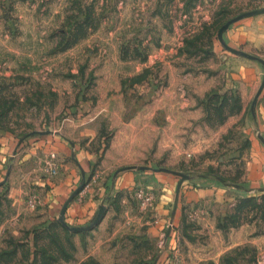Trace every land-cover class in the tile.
<instances>
[{"label":"rangeland","instance_id":"374dc122","mask_svg":"<svg viewBox=\"0 0 264 264\" xmlns=\"http://www.w3.org/2000/svg\"><path fill=\"white\" fill-rule=\"evenodd\" d=\"M259 7L264 0H0V138L13 140L14 152L33 151L0 167V264H264V242L249 241L264 230V187L252 185L250 166L258 161H251L245 124L264 80V51L247 52L244 41L226 37L256 15L222 34L255 59L229 52L218 38L226 21ZM228 58L259 66L251 97L218 94ZM240 107L241 118L211 139L218 147L182 151L178 170L149 166L150 175L134 184L109 183L100 202L91 196L87 220L61 214L73 191L69 203L88 181L95 188L101 181L82 170L59 206L43 200L67 160L52 146L57 140H90L99 150L120 145L141 116L150 129L177 125L174 140L200 142ZM161 167L187 177L154 170ZM203 186L210 192L190 194ZM241 227L243 241L235 244L229 234Z\"/></svg>","mask_w":264,"mask_h":264},{"label":"crops","instance_id":"0c3cea01","mask_svg":"<svg viewBox=\"0 0 264 264\" xmlns=\"http://www.w3.org/2000/svg\"><path fill=\"white\" fill-rule=\"evenodd\" d=\"M227 36L235 45H239L244 41L245 43L241 48L245 51H250L249 49H251L252 46L264 51V15L259 14L246 21L236 23L228 29L226 33V37ZM226 65L229 67L228 73L226 77L224 76L225 80L217 89L218 94L228 92L234 96L237 95L241 99L244 97H251L255 89L259 86V66L236 58H228ZM223 66H225V64H223ZM222 97L224 96H221V98ZM245 112L246 108L240 107L237 116L235 114L236 117H229L227 120H224L222 124L218 125L220 126V131L216 130L211 133V136L210 134L207 137L204 136L200 142H194L193 140H189L188 142L187 139L184 141L174 140L171 138L175 136L174 133L181 132L177 128V125H173L170 130H166L165 127L155 124L153 129H150L146 127V122L145 120L143 121L141 116H138L137 122L128 124V140L124 139L120 145L112 144L99 150L97 148L93 149L91 146L92 143L91 145L88 143L90 140L86 143H69L57 140L52 146L61 156L67 157V160L61 163L60 181L53 183L52 187L44 192L42 196L43 200L50 206L56 204L59 206L71 191L70 189L76 185L75 183L81 176L82 170L83 176L86 177L90 175L93 179H101V181L96 185V188L88 181L81 193L68 204L65 215L70 221L76 220L81 222L84 219L87 220L94 211L96 205V200L92 199L91 196L93 194L98 195L99 199H97V202H100L110 187L109 183H112L111 188L114 187V189H116L118 186H129L130 184H134L135 178H147L150 172L147 169H140L139 167L141 166L149 167L163 164L171 169H180L178 155L182 154V151L190 156L192 152H204L210 148L218 147V143L215 144L214 141H212L215 134L219 133L218 137L222 135L221 131L231 126V123L233 124L236 118H241V114ZM251 115H254V117L252 118L251 116L248 120L250 124L248 121L246 122V119L245 124L249 133V144L252 149H254L251 161H258L253 165V168L252 165L250 166L251 179L252 185H259L257 187L260 189L264 187L262 184L264 178V173H262V162H264V88L257 99V105L254 112H251ZM143 116L144 115H142V117ZM256 131L259 132L260 138H263L261 139L262 141L259 136L255 134ZM84 132H86L85 129L80 133L83 134ZM184 132L186 136H188V130L186 129ZM191 135H193V132H191ZM15 145L16 143H14L13 140H7L5 136L0 138V167L9 157H16V160L26 161L32 156L33 151L28 149L14 152ZM49 145L51 144H47V146ZM124 166H130V168L121 169V167ZM159 174L160 173H153L154 176ZM12 175H10V177L13 178ZM107 178H109V180L105 183L103 179ZM249 190H255V188H249ZM89 192H91L90 195ZM208 192H210L208 186H203L197 193L195 191L190 192V194L197 196ZM162 206V203L158 206L161 212L164 211V207ZM106 222L108 221L103 219L101 226L106 225ZM243 230V227L239 229L235 228L229 234L233 235L235 244L243 241H239L241 238L238 237V234H243ZM252 232H254V229L250 231V234ZM249 241L264 242V230L257 232L256 237L250 236Z\"/></svg>","mask_w":264,"mask_h":264},{"label":"water","instance_id":"95a60500","mask_svg":"<svg viewBox=\"0 0 264 264\" xmlns=\"http://www.w3.org/2000/svg\"><path fill=\"white\" fill-rule=\"evenodd\" d=\"M261 13H264V7H259V8H256V9H251V10H248V11H244L234 17H232L231 19H229L228 21H226L223 25L220 26L219 30H218V38L220 39L223 47L228 50L229 52L233 53V54H238V55H241V56H244V57H248L250 59H255L254 56L250 55V54H247L241 50H237L229 45H227L223 39H222V34L223 32L229 27L230 24H232L233 22L237 21V20H240L244 17H248V16H253V15H257V14H261ZM261 63L264 64V61L261 60V59H258ZM264 85V80L262 81V84L260 86V88L258 89V92L255 96V99H254V102H256L257 100V96L258 94L260 93L262 87ZM126 168H130V166L126 167ZM140 169H148L149 167L148 166H141L139 167ZM154 170H157V171H166V172H171V173H175V174H179L180 176H182L183 178L187 177L186 175H183L182 173L180 172H176V171H172V170H169V169H166V168H156ZM77 190L73 191V193L68 197V199L66 200V202L64 203L63 207H62V210H61V214L64 213L66 207H67V204L69 203V201L71 200V198L75 195ZM98 220V218L95 219V221Z\"/></svg>","mask_w":264,"mask_h":264},{"label":"built area","instance_id":"2783aa9c","mask_svg":"<svg viewBox=\"0 0 264 264\" xmlns=\"http://www.w3.org/2000/svg\"><path fill=\"white\" fill-rule=\"evenodd\" d=\"M47 171L50 172V174H55L57 172V169L54 166H51V167H48L47 168ZM137 196L140 197L141 196V193L138 192L137 193ZM27 202H28V205H29L30 208H34L35 205H36V199H35V197L29 198Z\"/></svg>","mask_w":264,"mask_h":264}]
</instances>
